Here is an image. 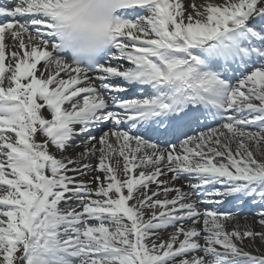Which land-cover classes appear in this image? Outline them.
Returning a JSON list of instances; mask_svg holds the SVG:
<instances>
[{"label":"snow or ice","instance_id":"snow-or-ice-1","mask_svg":"<svg viewBox=\"0 0 264 264\" xmlns=\"http://www.w3.org/2000/svg\"><path fill=\"white\" fill-rule=\"evenodd\" d=\"M0 264H264V0L0 5Z\"/></svg>","mask_w":264,"mask_h":264},{"label":"bare ground","instance_id":"bare-ground-1","mask_svg":"<svg viewBox=\"0 0 264 264\" xmlns=\"http://www.w3.org/2000/svg\"><path fill=\"white\" fill-rule=\"evenodd\" d=\"M10 43V42H9ZM182 184V183H181ZM180 186V185H178ZM236 218L232 220L229 224V227H239L240 230H244L246 227L254 228L255 230L259 231V225L257 223L258 215L255 210H248L246 211V215L239 217L236 215ZM257 245H253L252 247L255 248Z\"/></svg>","mask_w":264,"mask_h":264}]
</instances>
